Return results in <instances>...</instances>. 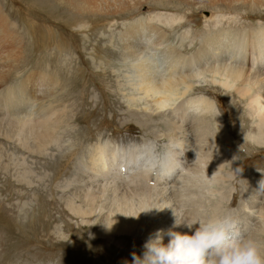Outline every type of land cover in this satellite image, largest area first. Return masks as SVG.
I'll list each match as a JSON object with an SVG mask.
<instances>
[{"label":"rangeland","instance_id":"1","mask_svg":"<svg viewBox=\"0 0 264 264\" xmlns=\"http://www.w3.org/2000/svg\"><path fill=\"white\" fill-rule=\"evenodd\" d=\"M78 1L0 0V16L6 18V32L10 33L5 40L0 38V64L1 60L6 62L0 69L8 67L6 76L0 79V101L8 95V87L14 88L30 76L35 79L47 75L53 80V86L47 84L51 88L31 84L30 91L42 96L51 94V89L56 109L65 111L61 118L52 115L63 120L61 125L57 123V144L33 152L18 142L17 136H10L6 119L10 112L3 117L0 107V264H131L133 253L143 256L147 228L143 232L135 229V236L114 234L111 238L103 235L108 227L107 232L97 233L94 218L86 216L84 223L67 206L69 200H76V187L66 188V181L79 174L76 166L82 155L90 154L89 147L97 142L129 147L145 138L127 107L133 91H129L126 75L133 69L124 48L126 27L164 14L162 22L166 19L167 24L156 19L151 24L157 30L162 28L175 47L190 55L199 47L198 38L218 21L235 31L264 26V0H136L139 5L132 12L121 14H92L85 11L84 2ZM205 16L217 19L212 22ZM208 89L215 94L208 90L203 93L211 99L219 102L216 97L222 96L221 114L235 144H239L238 172L226 187H232L233 197L228 205H222L224 211L237 210L246 215L243 195L247 197L253 190L252 184L247 186L244 181L248 171L255 173L256 180L252 181L264 191V186L260 187L264 143L260 146L249 140L256 124L255 116L246 110L245 99L235 93L230 96L231 92L220 86L210 85ZM234 124L242 128H234ZM158 127L163 129L160 124ZM72 153L79 156L74 158ZM250 220L248 235L264 246V221L253 215Z\"/></svg>","mask_w":264,"mask_h":264},{"label":"bare ground","instance_id":"2","mask_svg":"<svg viewBox=\"0 0 264 264\" xmlns=\"http://www.w3.org/2000/svg\"><path fill=\"white\" fill-rule=\"evenodd\" d=\"M79 1L84 2L85 11L92 14L128 13L139 5L135 3L138 0ZM155 15L149 21L142 19L130 24L123 35L126 58L134 70L127 69L126 80L129 91L133 92L126 103L128 112L133 111L130 115L137 118L144 130L145 138L139 145L129 147L122 145L120 148L110 142H97L89 147L90 154L82 155L78 166L75 165L79 174L66 181V188L76 187L73 189L75 199L81 204L77 205L73 199L67 206L84 221L87 217L94 218L97 233L107 232L108 227L109 231L103 235L111 238L114 234L135 236L138 233L134 234L135 229L143 232L144 228L148 229L147 240L161 229L165 233L172 229L192 234L198 224L193 225L191 231L186 224L173 228L175 213L182 222L193 224L200 219L229 214L242 233L250 238V216L264 221V191L252 181L256 180L255 173L248 171L244 181L247 186L252 184L253 190H246L247 197L243 195L246 215L232 209L224 211L222 203L228 205L233 197L232 187H226L227 181L238 172L239 144H235L225 116L221 114L222 96L216 97L217 102L203 92L208 90L214 95L208 86H220L230 91V96L235 93L245 99L246 110L251 117L255 116L253 123L256 124V132L249 134V140L262 146L264 26L254 27L252 31L248 28L235 31L218 21L213 29L198 38L199 47L188 55L170 42L162 28L157 30L151 24L156 20L167 24L166 19L162 22L161 15L164 14ZM6 22L1 15L0 30L3 31L0 38L3 39L10 34L7 35ZM1 61L0 68H3L6 62ZM5 70H8L7 66ZM4 71L0 69V79L6 76ZM45 76L39 75L35 79L30 76L14 88L8 87V95L0 101L3 117L10 112L6 116L11 127L10 136H17L18 142L33 152L57 144V123L61 122V125L63 120L52 115L60 117L65 112L56 109L51 89L48 90L51 94L42 96L30 91L33 90L29 88L31 84L48 86L53 81ZM48 98L52 100L47 101ZM159 124L163 129L156 128ZM238 124L233 127L241 129ZM72 154L74 158L79 156ZM169 241L170 237L165 235L164 243Z\"/></svg>","mask_w":264,"mask_h":264},{"label":"clouds","instance_id":"3","mask_svg":"<svg viewBox=\"0 0 264 264\" xmlns=\"http://www.w3.org/2000/svg\"><path fill=\"white\" fill-rule=\"evenodd\" d=\"M264 186V180L260 187ZM173 228L186 224L192 234L157 230L144 244L143 256L132 254L131 264H264V246L248 238L229 214L182 222L175 213ZM170 237L165 244L164 236Z\"/></svg>","mask_w":264,"mask_h":264}]
</instances>
